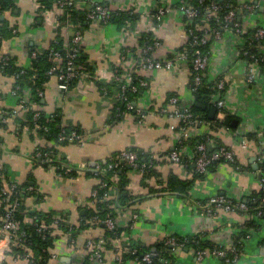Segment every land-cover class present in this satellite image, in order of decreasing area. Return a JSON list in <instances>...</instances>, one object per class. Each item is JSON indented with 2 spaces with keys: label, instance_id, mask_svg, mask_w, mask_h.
<instances>
[{
  "label": "crops",
  "instance_id": "obj_1",
  "mask_svg": "<svg viewBox=\"0 0 264 264\" xmlns=\"http://www.w3.org/2000/svg\"><path fill=\"white\" fill-rule=\"evenodd\" d=\"M13 1L16 8L12 13L0 8V20H5L9 29L6 36L0 34V54L14 57L19 67L26 68L30 65L33 50L48 47L57 34L68 40L72 29L65 22L60 24L57 20L62 8L40 14L31 0ZM91 1L115 8L126 0ZM138 1L142 7L145 1ZM166 1L173 6L178 3V0ZM246 14L243 20L264 24V4ZM181 22L180 13L175 10L151 32L166 47L176 48L186 38ZM122 28L116 22H94L83 30L81 54L101 70L105 82L112 81V67L120 62L126 40ZM138 29L141 32L146 30L141 25ZM234 40L229 30H221L220 35L211 40L204 75L206 83H216L219 77H225L224 108L222 113L216 111L215 116L222 119L230 115L232 126L220 127L202 120L194 136H207L209 150L222 145L230 148L235 155L236 165L225 160L218 161L208 168L201 179L194 178L193 171L186 166L189 162L195 169L196 152L193 145L181 148L183 161L176 162L170 158L178 143V136L170 124H175L177 119L158 111L171 96H176L182 104L193 100L189 89L190 69L177 76L164 69H155L149 74L148 85L142 87L133 100L136 106L145 110L143 124L136 123L133 111L124 117L117 116L113 96L103 95L91 79L75 80L67 89H61L57 77L51 75L38 93L41 97L38 104L32 101V92L27 86L21 92L13 93V78L0 72V110L17 112L8 114L5 121L0 120V167L6 168L3 178L6 182L12 181L21 186L29 182L27 186L38 188L47 195V200L37 202L40 193L33 192L24 200L25 205L36 210L66 213L69 221L78 229L75 237L66 233L56 236L48 264H74L77 257L90 252L88 241H97L103 236V227L96 222L89 223L87 220L91 216H84L85 208L96 210L95 203L90 205V199L100 176L94 173L57 176L39 161L32 163L30 155L36 144L46 140L39 139L36 130L27 127L26 109L29 107L38 113L43 111L47 119L58 115L59 127L75 129L82 135L81 141L55 146L61 160L96 165L130 148L135 149L142 159L147 156L154 159V169L148 177L135 169L123 167L128 192L141 195L139 202L129 207L137 218L133 220L125 214L120 220V226L127 225L131 239L152 246L168 235L199 236L204 243H211L212 246L231 247L239 243L240 255L234 262L216 256H206L197 261L193 249L186 248L174 254V264H264V215L259 216L260 212H230L222 207L208 214L199 205L214 195H224L232 201L246 204L262 194L264 134L259 132L264 129V72L254 65L255 83L248 85L245 82L248 66L238 58ZM20 98L24 99V105L19 102ZM53 143L46 141L45 144L50 146ZM111 176L115 177L112 183L113 198L117 176ZM169 179L192 181L187 196L163 192ZM249 219L252 224H247ZM81 225L86 226L81 228ZM7 242L0 230V264H30L24 257L8 254ZM113 249L105 253L101 263L93 264H114ZM124 264L136 263L131 258L126 259Z\"/></svg>",
  "mask_w": 264,
  "mask_h": 264
},
{
  "label": "built area",
  "instance_id": "obj_2",
  "mask_svg": "<svg viewBox=\"0 0 264 264\" xmlns=\"http://www.w3.org/2000/svg\"><path fill=\"white\" fill-rule=\"evenodd\" d=\"M32 3L38 8L42 0H31ZM142 7L138 0H126L123 4L111 8L110 6L97 1L91 0H53L54 7L51 9H60L64 7H75L77 9L86 8L85 18L90 24L98 23L105 24L111 15L120 11H126L129 13H135L138 15L137 20L132 23L127 21L122 25V30L125 33L126 40L124 43L123 52L121 54L118 67H122L123 72L116 74L118 68L112 69L114 74L113 79H121V91L116 94V99L123 101L124 109L120 110L118 105H115V113L117 116L124 117L125 114L133 111V117L137 124H143L146 119L145 110L127 98L125 95L126 89L135 90L138 87H146L148 85V76L155 69H164L171 73L173 76H177L183 73L185 70L190 69L191 76L189 82L190 92L193 94L197 88L203 82L205 70L209 59L210 44L213 38L220 35L221 30H229L234 37L235 51L239 59L247 63V69L245 72V82L248 85L255 83L254 65H258L264 62V24L257 23L252 20L242 19L241 13H249L257 10L263 6L264 0H237L239 5L238 13L233 9H229L222 18V27L217 29L212 25V20H219L217 10L221 7L215 0H210L209 3L200 9L199 5H193L192 0H178V3L173 6L167 3L166 0H144ZM204 0H198L202 3ZM1 8V7H0ZM50 10V9H49ZM45 9L42 13L49 11ZM177 10L180 13L182 20V30L185 32V41L179 47L168 48L157 37H153L150 41H142L140 39L145 32H151L156 26H160L173 11ZM240 16V18H239ZM138 25V27H137ZM139 25L143 26L146 30L141 32L138 28ZM83 37V30L76 28L69 35V43L67 45L68 51L62 57L57 50L53 47L48 50V59L51 62L49 69L46 73L51 76L55 75L59 80V87L61 89H67L70 82L73 80L91 79L93 81H105L101 74V70L97 68L95 64L92 65V71H86L80 64L77 63L76 58L80 53V43ZM36 55V50H33L31 56ZM9 55L0 54V61L4 64L7 63ZM24 70L21 69V72ZM264 72V69L261 70ZM135 81V82H134ZM226 86V80L224 76L219 77L216 80L217 91L213 97V106L216 108L218 114L222 113L224 108V89ZM13 93H16V88L12 89ZM41 90H38L40 93ZM103 95H108V90L105 86L101 88ZM19 102L24 105V99L20 98ZM31 108V107H30ZM158 111L169 118H176L177 122L170 124V128L176 132L178 136V143L181 140L189 139L196 135L198 131V125L202 122L197 115L193 114L189 107L180 106L179 100L176 96L168 98L164 106L159 107ZM16 110L12 112H5L0 110V120L5 121L8 114H16ZM38 112L33 114L34 119L37 117ZM35 127H41L39 124H35ZM33 130V129H31ZM264 134V129L259 132ZM36 137V136H35ZM82 135L75 129L65 130L62 128L57 134L56 141L58 142H77L82 140ZM41 139V138H39ZM42 140V139H41ZM43 141V140H42ZM48 142V141H47ZM46 141L43 143H37L31 157V162L35 163L36 157L43 155L40 163L44 165L48 170L56 173L57 176L71 175L77 176L85 174L86 172L94 173L100 176L97 186L92 190L90 205H93L97 199L98 189L106 188V191L101 196L102 200H108L112 197V183L115 177L111 176L108 179L104 177V173L107 170L114 169L119 161H122L132 167L133 169L143 173L151 165L149 163H140L138 161V154L131 149H123L119 151L115 156L109 159L110 161L106 166L100 164L91 165L88 163H73L68 160H61L56 149H50L45 152L41 151V147H44ZM179 146L170 153V158L173 161L181 162V148ZM196 155L194 159L195 171L199 174H205L211 162L222 158L228 162H235V155L233 151L226 147L220 146L218 149L209 152L205 141H201L196 145ZM0 167V171H1ZM103 178H102V177ZM8 184L3 174L0 172V230L3 236L7 239V250H10L11 245L19 243L22 240L26 232L20 230L18 222L13 219V212L16 210L20 201L23 200L25 193H37L38 188L30 186H18L17 183L10 181ZM261 191L262 194L259 198L260 207H264V176L261 179ZM14 192L12 198L10 195ZM38 201L44 203L47 200V195L42 194L40 191ZM205 212L212 214L217 208L222 207L226 211L239 212L246 211L247 205L244 202L232 201L224 195H214L207 198L206 201L199 203ZM113 206V212L107 213L104 217L98 218L96 215L91 216L87 221L89 223L101 222L107 229H115L121 224L123 215L128 214L133 220L137 218L136 213L129 211L128 207H119L113 202L108 204ZM28 213H34L36 209L27 208ZM259 213V211H258ZM29 221H34L33 216L26 217ZM53 223L50 228L48 225L42 222L37 227L38 231H44L49 229L48 232L52 236H58V234L66 233L68 235L75 234L77 228L69 221L66 213L56 212L52 216ZM62 221V226L67 228L62 229L57 227V224ZM131 234L122 230L119 239H112L108 237H100L97 241H88L87 245L90 247L89 257L91 263H101L102 251L101 248L105 243H110L114 248V264H118L121 260L122 253L126 250L119 246L123 241L126 244L130 243ZM165 242L171 247L170 253L174 252L182 246V243L178 241L176 235H168L165 237ZM23 257L28 259L31 257V249L29 247L24 248ZM134 249L131 250L134 253ZM194 255L197 261H201L206 256L221 257L227 262H234L240 255V248L237 246L224 247L214 245L212 247H205L200 249H193ZM154 252H146L140 258L134 257L136 264H149L152 261ZM160 261L168 262L169 260L161 258Z\"/></svg>",
  "mask_w": 264,
  "mask_h": 264
},
{
  "label": "trees",
  "instance_id": "obj_3",
  "mask_svg": "<svg viewBox=\"0 0 264 264\" xmlns=\"http://www.w3.org/2000/svg\"><path fill=\"white\" fill-rule=\"evenodd\" d=\"M210 0H204L202 3H199L198 0H192L191 3L193 5H199L200 9H203ZM221 7L217 10V15L219 16V20H212V25H214L217 29H220L222 27V18L226 14V12L229 9H233L236 13H238V2L237 0H215ZM53 0H42L40 2V6L37 8V11L41 14L43 10L45 9H51L53 6ZM0 7L2 10H8L9 12H13L15 7V3L13 0H0ZM86 8L83 9H77L75 7H64L62 14L57 17V20L61 23H66L69 25V27L72 29V31L76 28H80L82 30L86 29L89 23L86 21L85 18V12ZM242 18L246 17L247 14L245 12L241 13ZM138 18V15L135 13H129L126 11H120L118 13H115L110 16L108 19V22H116L119 25L125 24L127 21H131L134 23ZM8 27L5 20H0V34L3 36H6L8 34ZM154 37L152 32H145L142 34V37L140 39V42L142 41H150ZM69 40H65L62 37L59 36V34L55 35L54 39L49 43L48 47L46 48H36V55L34 57H31V62L29 67L23 68L19 67L16 64L15 58L9 55V59L6 64H4L2 61H0V72L4 75L10 76L13 78L12 88H16V91L19 93L23 90L24 87H29L32 92V101H35L36 103H41V97L38 95V90H42L45 82L48 80L49 75L46 73V71L49 69L51 62L48 59V50L49 48L53 47L55 50L58 51V53L63 57L65 53L68 51V45ZM123 52V50H122ZM121 52V53H122ZM76 61L78 64L82 66V68L86 71H92V64H90L86 56L81 54V51L79 55L76 58ZM261 70L264 69V62L260 63ZM118 68L116 74H120L123 72L122 67H118L113 65L112 67ZM21 69L24 71L21 72ZM97 86L99 87L100 91L103 86H105L108 90V95L113 96L115 105H118L120 110L124 109V103L120 100L116 99V94L121 91V79H112L110 82L105 81H94ZM135 82V81H134ZM74 83V80L70 82V85ZM142 87H138L135 90L132 89H126L125 95L128 99L134 100V97L137 96L139 91ZM217 91L216 89V83H206L205 79L203 78V82L201 85L197 88V90L194 93V98L192 101H189L185 104H182L179 101L180 106L189 107L193 114L197 115L199 119L212 122L220 127H226L230 128L232 118L230 115H226L222 119H218L216 116L213 118H210L208 116V109L213 106V103L211 102V96L213 93ZM202 103L205 105V108H201L196 103ZM35 110L32 108L26 109V122L28 125L27 127L36 130V134L39 136V138H43L46 141H52L54 142L52 145H45L44 147H41V151L45 152L50 149H56L55 146L57 144H62L65 142H58L56 141L57 134L62 129V127L58 126V115L54 116L53 118L47 119L45 116V113L43 111H39L37 117L34 119L33 114ZM118 118V117H117ZM35 124L41 125V127H35ZM65 130H70L69 128H64ZM207 136H193L186 140H181L179 143H177V147L179 146H185V145H193L195 152H196V145L201 142L205 141L207 146ZM131 149V148H130ZM217 149V148H216ZM214 149V150H216ZM136 151L135 149H131ZM214 150H209L207 146V151L212 152ZM137 152V151H136ZM138 154V161L140 163H149L151 165L145 172H143V175L148 177L154 168H152L153 163L155 162L154 159L149 156L146 158H141L140 154ZM41 156H37L36 160L40 162V160L43 158ZM183 153H181V159H183ZM146 160V161H144ZM223 160L222 158L215 160L210 163V168L213 164H215L218 161ZM110 160L107 159L103 163H100L102 166H106L107 163ZM183 161V160H182ZM42 164V163H41ZM190 163L187 162L186 166L193 171L194 178L201 179L204 174H199L193 170V167L189 165ZM233 165H236V162H232ZM45 165V164H44ZM125 167H128L130 169H133L126 163L119 161L118 165L112 169L107 170L104 173V177L108 179L111 175L117 176V181L115 184V197H111V199L108 200H102L101 196L106 191V188H100L98 189L97 199L95 201L96 210L92 209L91 207L85 208V217L89 218L90 216L96 215L98 218L104 217L107 213L113 212V206H108V204H111L112 202L115 205H118L119 207H131L134 203L139 202L141 199V195H131L127 188H126V180H124V171L123 169ZM127 170V169H126ZM3 175L6 174V168L3 166L1 171ZM86 174H90V172H86ZM73 175V174H71ZM102 177V176H101ZM103 178V177H102ZM8 184H10V181H7ZM25 183L24 185L27 186ZM192 181H182V180H174L171 181L170 179L167 182V187L164 188L163 192H171L178 195H181L183 197H186L188 194L189 187L191 186ZM18 186H21L17 184ZM1 186V184H0ZM24 187V186H23ZM113 187V185H112ZM14 195V192L10 195V198H12ZM30 193H25L23 200L20 201V204L16 208V210L13 212V219L18 222V227L20 230H24L26 232L25 237L19 241V243H16L14 245H11V248L9 250V253L11 256L23 258L24 254V248L29 247L31 249V257L29 258L30 264H48V260L51 257V249L54 246V240L56 236H52L48 230L46 229L43 232L38 231L37 227L42 222L46 225H50L53 223V213H56V211H46V210H36L34 213H28L27 205H25L24 200L30 196ZM33 195V194H32ZM37 201V200H36ZM248 209L246 211L249 214L257 213L258 211L259 216L264 215V207H260L259 204V198L256 200L250 199L246 203ZM241 212V211H240ZM34 217V221L27 220L26 217ZM83 216V217H84ZM63 222L60 221L57 224V227L65 229L66 226H62ZM253 222L249 219L247 224H252ZM96 224L101 225L104 229V237L112 238V239H119V236L121 234L122 230H126L129 232V229L127 225L116 227L115 229H107L101 222H96ZM49 226V227H50ZM86 225H81V228H84ZM52 228V227H50ZM72 237H75V234L71 235ZM178 241L182 243V246L178 248L174 254H176L180 250L192 248V249H200L205 247H212L213 244L211 243H204L203 240L199 236L194 237H180L177 236ZM130 243L124 245L123 241L120 242V245L123 246L126 251L122 253L121 260L118 264H124L126 259H133L134 257L140 258L144 253L146 252H154L152 261L149 264H174L175 256L170 253L171 247L166 244L165 239L161 240L160 242L156 243L154 246L152 245H142L141 242L136 241L135 239H130ZM235 246L239 247V243H236ZM112 245L110 243H105L104 246L101 248L102 251V257L105 256V253L109 250H112ZM134 249V253L131 252V250ZM161 258H165L169 260L168 262H162L160 261ZM74 264H92L89 257V252L85 255H81V257H77V261Z\"/></svg>",
  "mask_w": 264,
  "mask_h": 264
},
{
  "label": "water",
  "instance_id": "obj_4",
  "mask_svg": "<svg viewBox=\"0 0 264 264\" xmlns=\"http://www.w3.org/2000/svg\"><path fill=\"white\" fill-rule=\"evenodd\" d=\"M239 18H240V16H239ZM196 105H198L199 107H201V108H203V109L205 108V105L202 104V103L197 102ZM216 111H217V110H216V108H215L214 106L210 107V108H209V111H208V116H209L210 118H213V117L215 116ZM260 176H261V173H260ZM68 260H70V259H68Z\"/></svg>",
  "mask_w": 264,
  "mask_h": 264
}]
</instances>
